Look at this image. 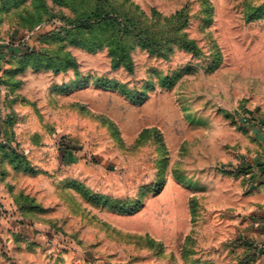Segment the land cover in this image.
<instances>
[{
    "label": "rangeland",
    "instance_id": "obj_1",
    "mask_svg": "<svg viewBox=\"0 0 264 264\" xmlns=\"http://www.w3.org/2000/svg\"><path fill=\"white\" fill-rule=\"evenodd\" d=\"M263 143L264 0H0V264H264Z\"/></svg>",
    "mask_w": 264,
    "mask_h": 264
},
{
    "label": "crops",
    "instance_id": "obj_2",
    "mask_svg": "<svg viewBox=\"0 0 264 264\" xmlns=\"http://www.w3.org/2000/svg\"><path fill=\"white\" fill-rule=\"evenodd\" d=\"M264 146V143H263ZM264 148V147H263ZM264 150V149H263ZM261 165H264V163H260L258 167V172L255 174V178H253L254 184L250 185L249 189V196L246 200V205L248 208H251V206L255 205H262L263 209L261 213L264 217V167H260ZM255 196L252 198V196ZM264 226V224H262ZM264 229V228H263Z\"/></svg>",
    "mask_w": 264,
    "mask_h": 264
},
{
    "label": "trees",
    "instance_id": "obj_3",
    "mask_svg": "<svg viewBox=\"0 0 264 264\" xmlns=\"http://www.w3.org/2000/svg\"><path fill=\"white\" fill-rule=\"evenodd\" d=\"M67 149V148H66ZM260 167H264V165H261ZM243 171V170H242ZM241 171V172H242ZM244 172L246 173V174H248V173H251V168H248V169H246V170H244Z\"/></svg>",
    "mask_w": 264,
    "mask_h": 264
}]
</instances>
